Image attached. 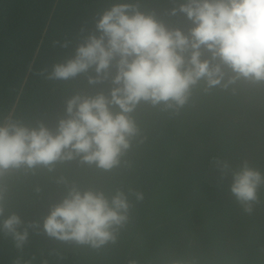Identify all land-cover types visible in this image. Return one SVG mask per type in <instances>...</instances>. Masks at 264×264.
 <instances>
[{
	"label": "trees",
	"instance_id": "obj_1",
	"mask_svg": "<svg viewBox=\"0 0 264 264\" xmlns=\"http://www.w3.org/2000/svg\"><path fill=\"white\" fill-rule=\"evenodd\" d=\"M120 0H0V121L11 113L29 126L54 130L73 94L107 95L111 85L89 86L87 74L67 81L47 76L95 32L99 14ZM154 12L169 27L187 30L182 14L168 16L173 0H128ZM179 0H176L178 6ZM67 45L62 47L61 45ZM207 53L202 58H206ZM114 72V70H113ZM94 75V73H89ZM141 129L124 156L126 166L102 172L71 161L46 169L7 174L5 215L38 222L66 194L61 175L81 188L144 194L130 197L129 221L117 242L92 250L29 229L24 247L0 233V264H164L170 258H198L210 264H264V186L253 214H244L229 192L216 160L233 170L242 161L264 173V86L242 85L236 95L194 91L189 105L169 114L141 105L133 114Z\"/></svg>",
	"mask_w": 264,
	"mask_h": 264
},
{
	"label": "clouds",
	"instance_id": "obj_2",
	"mask_svg": "<svg viewBox=\"0 0 264 264\" xmlns=\"http://www.w3.org/2000/svg\"><path fill=\"white\" fill-rule=\"evenodd\" d=\"M173 3L166 14H182L192 25L186 31L167 26L154 12L141 10L138 2L120 0L99 14L95 32L76 47L72 58L55 64L47 76L67 81L87 74L89 86L110 82L107 95L73 94L54 130L44 123L29 126L11 113L0 121V233L11 237L17 250L27 242L29 229L92 250L115 244L129 221L130 197L140 202L144 194L116 188L106 195L61 175L56 183L66 194L49 208L42 224L25 223L15 212L4 218L7 188L2 181L7 174L37 168L52 173L56 165L74 160L111 172L126 166L123 158L134 141L143 142L133 116L142 104L174 115L190 104L197 90L236 95L242 85L264 86V0ZM215 165L222 176L231 174L229 192L242 212L253 214L264 173L247 160L236 170L226 161L216 160ZM164 264L210 262L170 258Z\"/></svg>",
	"mask_w": 264,
	"mask_h": 264
}]
</instances>
